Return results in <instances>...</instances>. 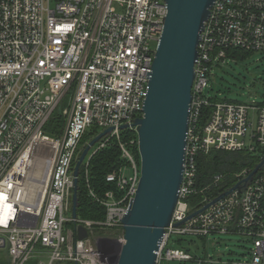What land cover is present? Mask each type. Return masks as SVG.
Segmentation results:
<instances>
[{
    "label": "built area",
    "instance_id": "obj_1",
    "mask_svg": "<svg viewBox=\"0 0 264 264\" xmlns=\"http://www.w3.org/2000/svg\"><path fill=\"white\" fill-rule=\"evenodd\" d=\"M165 15L164 0H0V248L7 250L9 264H115L123 242L121 220L140 175L137 140L124 142L120 126L142 115ZM229 49L264 52V0H214L204 22L182 181L157 264L194 259L187 250L167 246L174 235L228 233L250 242L246 264H264V164L243 186L184 220L252 170L242 169L227 188L220 186L221 174L199 187L200 154L264 157V104L204 94ZM57 109L64 122L50 135L44 127ZM109 127L80 167L87 177L91 157L115 140L131 173L123 174L125 164L108 173L106 181L116 190L103 196L87 184L105 209L104 219L74 218V164L89 141ZM126 129L136 136L135 126ZM36 156L45 166L32 172ZM79 227L85 238L78 237Z\"/></svg>",
    "mask_w": 264,
    "mask_h": 264
},
{
    "label": "water",
    "instance_id": "obj_2",
    "mask_svg": "<svg viewBox=\"0 0 264 264\" xmlns=\"http://www.w3.org/2000/svg\"><path fill=\"white\" fill-rule=\"evenodd\" d=\"M164 2L166 15L148 74L142 115L132 123L120 126L122 130L136 127L140 175L134 196L129 200L121 220L123 242L115 264H157V254L165 228L170 224L182 181L197 45L214 0ZM111 130L112 127L106 128L91 139L74 164L71 195V214L74 218L77 216L80 165L90 146ZM263 164L264 157L246 177L184 220L243 186ZM78 237H86L82 227H79Z\"/></svg>",
    "mask_w": 264,
    "mask_h": 264
},
{
    "label": "rangeland",
    "instance_id": "obj_3",
    "mask_svg": "<svg viewBox=\"0 0 264 264\" xmlns=\"http://www.w3.org/2000/svg\"><path fill=\"white\" fill-rule=\"evenodd\" d=\"M230 56L236 58L234 55ZM233 58L227 56L223 64L213 69L204 94L218 100L264 102V52H254L244 58ZM95 147L96 144L89 153ZM43 166H45L44 159L36 156L33 160L32 172L40 171ZM130 173L129 165H124L123 174ZM167 246L187 250L194 259L163 261L161 264H246L250 262V242L245 235L238 233L209 234L205 238L174 235L168 240ZM111 249L115 250V248ZM7 257V250L0 248V264H9Z\"/></svg>",
    "mask_w": 264,
    "mask_h": 264
},
{
    "label": "trees",
    "instance_id": "obj_4",
    "mask_svg": "<svg viewBox=\"0 0 264 264\" xmlns=\"http://www.w3.org/2000/svg\"><path fill=\"white\" fill-rule=\"evenodd\" d=\"M226 53L231 58L233 57L230 55H234L236 58L233 59L244 58L251 54V52L237 49H229ZM259 104H264V102ZM62 121L64 122L63 118H61L60 110L57 109L45 125L44 131L50 135H56L61 130ZM131 138L135 139V141L137 140L133 131L128 129L121 131V139L124 142ZM84 139L86 140L87 137ZM130 148L137 154L136 147L130 146ZM136 158L138 160V156ZM258 162L259 158L245 152L211 150L209 153L200 154L197 157L196 183L199 187L207 186L211 183L214 175L221 174L222 182L221 184L219 182V184L221 187L227 188L234 184L238 172L247 167L253 168ZM124 164L126 165L127 161L121 157V151L114 140L111 146L98 151L91 157L86 167L87 177L85 176L84 166L80 167L77 188L78 217L95 221L104 219L105 209L89 195L88 186L98 196H103L107 191L116 190L115 183L106 181V175ZM209 188V191H214L213 186ZM212 195L216 194H209V196ZM178 241L180 242V240ZM7 263H9V258Z\"/></svg>",
    "mask_w": 264,
    "mask_h": 264
},
{
    "label": "crops",
    "instance_id": "obj_5",
    "mask_svg": "<svg viewBox=\"0 0 264 264\" xmlns=\"http://www.w3.org/2000/svg\"><path fill=\"white\" fill-rule=\"evenodd\" d=\"M8 259V258H7ZM34 261L30 262L29 264H33ZM35 264V263H34Z\"/></svg>",
    "mask_w": 264,
    "mask_h": 264
},
{
    "label": "bare ground",
    "instance_id": "obj_6",
    "mask_svg": "<svg viewBox=\"0 0 264 264\" xmlns=\"http://www.w3.org/2000/svg\"><path fill=\"white\" fill-rule=\"evenodd\" d=\"M38 179V178H37ZM0 204H1V198H0Z\"/></svg>",
    "mask_w": 264,
    "mask_h": 264
}]
</instances>
